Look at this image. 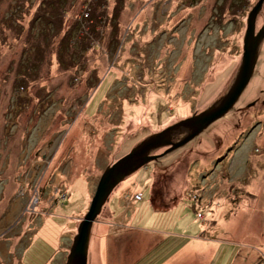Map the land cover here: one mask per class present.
<instances>
[{
    "label": "rangeland",
    "instance_id": "rangeland-1",
    "mask_svg": "<svg viewBox=\"0 0 264 264\" xmlns=\"http://www.w3.org/2000/svg\"><path fill=\"white\" fill-rule=\"evenodd\" d=\"M47 1L0 0V264H66L104 170L227 92L258 0H123L117 22L119 0L89 2L100 23L80 0L66 17ZM139 229L172 239L169 251ZM156 253L264 264V40L234 107L119 183L93 224L88 264Z\"/></svg>",
    "mask_w": 264,
    "mask_h": 264
},
{
    "label": "water",
    "instance_id": "water-1",
    "mask_svg": "<svg viewBox=\"0 0 264 264\" xmlns=\"http://www.w3.org/2000/svg\"><path fill=\"white\" fill-rule=\"evenodd\" d=\"M263 5L264 0H258L248 13L243 37L242 60L237 75L227 92L203 112L146 137L127 155L104 170L97 183L89 209L77 228V234L73 238L66 264H88L93 224L97 221L104 205L119 183L140 168L147 166L149 162L156 161L162 155L192 141L234 107L254 73L264 40V25L260 30H256L257 17ZM165 147L167 149L164 153L160 155L153 154Z\"/></svg>",
    "mask_w": 264,
    "mask_h": 264
},
{
    "label": "trees",
    "instance_id": "trees-1",
    "mask_svg": "<svg viewBox=\"0 0 264 264\" xmlns=\"http://www.w3.org/2000/svg\"><path fill=\"white\" fill-rule=\"evenodd\" d=\"M99 2V1H102V0H91V1H87V0H80V5L77 7V9H76V11H78V12H81V16H82V13L84 12H89V10H88V8H87V5L89 6V2H93V3H97V2ZM106 0H104V2H105ZM248 2V0H241L240 1V3H239V5H242V4H244L245 2ZM70 2H73V0H53V1H47L46 2V5H48V6H50V8L52 9V8H54L55 9V15L57 14V16H59L60 14L63 16V17H66V16H64L67 12H69V9L71 8V7H73L72 5H74V3L72 4V5H70ZM68 4H69V8L67 7L68 6ZM123 4V0H119L118 2H117V5H116V7H115V11H114V14H113V18H112V21H113V19L116 21V19H115V16L117 17V15H116V13L118 12V7L119 6H121ZM84 6V9H82V7ZM96 6L98 7V8H96ZM95 7H94V11H93V14H94V17L96 18V22L97 23H100L99 21V18L98 17H102L103 16V12L100 10L101 8H99L100 7V5H96ZM241 7V6H240ZM81 8V11H79L78 9H80ZM90 8V7H89ZM67 10V11H66ZM79 14V13H78ZM78 14L76 15V17L78 16ZM93 14L91 15L90 14V12H89V14H88V17L89 18H93ZM100 14V15H99ZM56 16V17H57ZM98 18V19H97ZM117 22V21H116ZM76 24V23H75ZM64 26H65V24H64ZM72 25H70V26H68V27H66V28H68L67 30H62V35L63 36H68V35H70V29H72V28H70ZM115 26H118V23H116L115 24ZM58 33H61V29H60V31H58ZM67 39H68V37H67ZM196 205V204H195Z\"/></svg>",
    "mask_w": 264,
    "mask_h": 264
},
{
    "label": "crops",
    "instance_id": "crops-1",
    "mask_svg": "<svg viewBox=\"0 0 264 264\" xmlns=\"http://www.w3.org/2000/svg\"><path fill=\"white\" fill-rule=\"evenodd\" d=\"M120 192V191H119ZM126 197V196H125ZM127 199V198H126ZM126 204H127V202H126ZM105 206V205H104ZM121 207H126V205L125 204H121L120 205ZM111 209H112V207L111 206H109L108 208H107V213H108V217H109V219H114V217H112V213L113 214H115V212L114 211H111ZM114 210V209H113ZM152 211H154V209H152ZM103 230H105L104 228H103ZM138 233H143L141 236H139V239H144V237L145 238H147V240H150V239H152L151 240V243H152V245H153V247L151 248L152 250L154 249V251H155V248H159V247H162V248H164V252L167 250V251H169V249H170V246L172 245V239H167L166 240V238L165 239H163L162 237H161V235H160V233H158V232H155V231H152V230H144V229H139V231H138ZM156 238V241L154 240ZM101 239H102V237H101ZM100 239V240H101ZM162 240V241H161ZM169 240V241H168ZM101 242V241H100ZM91 246H92V244H91ZM91 246H90V248H91ZM151 250V251H152ZM157 252V251H156ZM164 252L162 253V256L160 257V258H162L163 257V255H164ZM151 253V252H150ZM155 255H157V253L156 254H154V255H150V256H148L147 258H148V261H147V263L146 264H153L154 263V256ZM140 256H143L142 254L140 255ZM139 256V257H140ZM136 262H133L132 264H135Z\"/></svg>",
    "mask_w": 264,
    "mask_h": 264
}]
</instances>
